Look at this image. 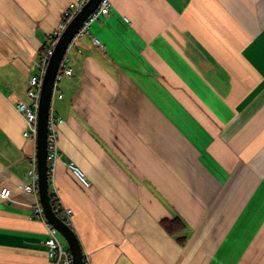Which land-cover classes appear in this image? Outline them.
Segmentation results:
<instances>
[{"label": "crops", "instance_id": "obj_1", "mask_svg": "<svg viewBox=\"0 0 264 264\" xmlns=\"http://www.w3.org/2000/svg\"><path fill=\"white\" fill-rule=\"evenodd\" d=\"M74 1L0 0V264H53L20 189L36 143L16 105ZM110 2L52 103L51 177L84 258L264 264V0Z\"/></svg>", "mask_w": 264, "mask_h": 264}, {"label": "built area", "instance_id": "obj_2", "mask_svg": "<svg viewBox=\"0 0 264 264\" xmlns=\"http://www.w3.org/2000/svg\"><path fill=\"white\" fill-rule=\"evenodd\" d=\"M88 2V0H75L71 7L66 10L62 16V20L58 25L57 29L53 32L50 38L47 41L46 48L43 53L40 55L39 61L36 66L39 69L37 74L32 75L29 80V88L27 91V97L29 102L25 100H20L16 105V110L20 113L24 120L26 128L24 130L23 136L26 139L32 140L36 143L37 134H38V111L40 106V98L41 91L43 86V79L46 73V69L50 60L51 55L54 52V48L57 44V41L61 34L66 29L69 22L73 19V17L81 10V8ZM111 8L110 0H102L99 7L94 11V13L84 22L82 27L79 29L74 41L69 45L66 54L64 56L63 61L59 67L57 77H56V85L54 88L53 99L56 96L57 92V83L64 76H71L73 74V70L71 67L67 65L68 54L71 51V48L76 41V39L82 35L88 34L90 28L93 24L98 22L99 20L106 17ZM96 44L99 43L97 39H94ZM61 97V95H60ZM63 123L62 119L55 118L50 115L49 126H48V163L50 167V196L53 197L54 203L52 204V208L56 215L60 217L64 222L68 225H72V214L73 210L71 208L65 207L60 203L58 196V187L55 184L53 177H51V170L53 169V165L55 161L59 158L60 152L58 148V127ZM68 167L72 171V173L78 178V180L85 187H88L90 183L86 179L84 173L73 163L69 164ZM20 189L33 196L34 205L31 210V218L39 219L44 222L48 231V238L45 241L46 252L48 258L52 261L53 264H73V256L68 246H63L59 239V232L55 229V227L47 220L44 209L42 207L40 198H39V175L37 171V159L36 156L33 158V165L28 169L24 178L20 183ZM10 189H3L0 192V197L6 201H12ZM86 264L88 261L85 259Z\"/></svg>", "mask_w": 264, "mask_h": 264}, {"label": "water", "instance_id": "obj_3", "mask_svg": "<svg viewBox=\"0 0 264 264\" xmlns=\"http://www.w3.org/2000/svg\"><path fill=\"white\" fill-rule=\"evenodd\" d=\"M102 0H88L81 10L69 22L59 37L50 57L43 79L40 106L38 111V134L36 140L37 171L39 175V198L47 220L66 240L73 256V264H84V252L80 240L73 228L56 215L50 196V167L48 163V126L52 112V103L56 77L69 45L74 41L84 22L99 7Z\"/></svg>", "mask_w": 264, "mask_h": 264}, {"label": "trees", "instance_id": "obj_4", "mask_svg": "<svg viewBox=\"0 0 264 264\" xmlns=\"http://www.w3.org/2000/svg\"><path fill=\"white\" fill-rule=\"evenodd\" d=\"M51 203L53 204L54 203V199H53V197H51ZM177 221V220H176ZM175 222V221H174ZM165 224V227H166V229L169 231V232H173V231H175V230H178V229H176V228H174L172 225L173 224H168V222L167 223H164ZM84 261H85V258H84ZM84 264H86V262H84Z\"/></svg>", "mask_w": 264, "mask_h": 264}, {"label": "rangeland", "instance_id": "obj_5", "mask_svg": "<svg viewBox=\"0 0 264 264\" xmlns=\"http://www.w3.org/2000/svg\"><path fill=\"white\" fill-rule=\"evenodd\" d=\"M59 239H60L61 243L63 244V246L67 245L66 240L60 234H59Z\"/></svg>", "mask_w": 264, "mask_h": 264}]
</instances>
